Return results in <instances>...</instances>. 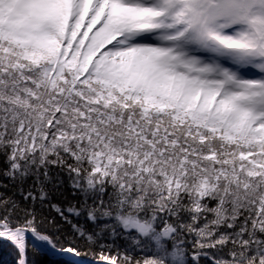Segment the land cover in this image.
<instances>
[{"label":"snow or ice","instance_id":"6c2138e0","mask_svg":"<svg viewBox=\"0 0 264 264\" xmlns=\"http://www.w3.org/2000/svg\"><path fill=\"white\" fill-rule=\"evenodd\" d=\"M264 264V0H0V250Z\"/></svg>","mask_w":264,"mask_h":264},{"label":"trees","instance_id":"16d2710c","mask_svg":"<svg viewBox=\"0 0 264 264\" xmlns=\"http://www.w3.org/2000/svg\"><path fill=\"white\" fill-rule=\"evenodd\" d=\"M12 255L9 246L5 245L2 250H0V264H11ZM40 264H70L66 258H52L50 255L45 253L39 258Z\"/></svg>","mask_w":264,"mask_h":264},{"label":"water","instance_id":"95a60500","mask_svg":"<svg viewBox=\"0 0 264 264\" xmlns=\"http://www.w3.org/2000/svg\"><path fill=\"white\" fill-rule=\"evenodd\" d=\"M48 255H50L52 258H62L60 256L54 255L51 252H46Z\"/></svg>","mask_w":264,"mask_h":264}]
</instances>
